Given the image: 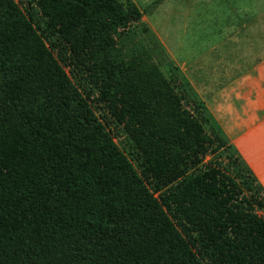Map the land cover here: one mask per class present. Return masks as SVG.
Returning <instances> with one entry per match:
<instances>
[{"label":"trees","instance_id":"obj_1","mask_svg":"<svg viewBox=\"0 0 264 264\" xmlns=\"http://www.w3.org/2000/svg\"><path fill=\"white\" fill-rule=\"evenodd\" d=\"M50 2L166 173L140 160L139 173L32 2L0 0V264H264V187L181 70L161 74L147 11L116 0L120 20L110 0ZM225 152L228 166L205 162Z\"/></svg>","mask_w":264,"mask_h":264},{"label":"rangeland","instance_id":"obj_2","mask_svg":"<svg viewBox=\"0 0 264 264\" xmlns=\"http://www.w3.org/2000/svg\"><path fill=\"white\" fill-rule=\"evenodd\" d=\"M30 1L43 18L52 23L56 32L68 45L70 53L76 56L78 63L84 69L87 83L101 99V112L113 130L116 143L136 167L140 160L156 176L163 177L166 169L136 123L118 103L105 76L89 55L71 20L58 12L50 0ZM132 1L141 11H147L143 23L152 30L164 48V58L155 59L163 77L167 82H171L175 72L172 65H176L206 107L211 99L213 86L216 87L218 82L220 86L227 83L226 80H218L230 66L229 45L234 46V43H238L239 47L244 48L249 41L248 27L255 29L254 41L258 42V28L261 24L259 14L264 11V0H167L158 9L150 11L148 9L156 0ZM110 2L118 19L121 20L122 7L116 0ZM122 25L126 26L123 22ZM184 106L192 111L187 104ZM205 129L209 135L212 134L208 126H205ZM217 155L228 166L229 159L226 152L221 156L220 153L207 155L205 162ZM140 169L138 167L139 173ZM231 173L234 175L235 171L232 170Z\"/></svg>","mask_w":264,"mask_h":264},{"label":"crops","instance_id":"obj_3","mask_svg":"<svg viewBox=\"0 0 264 264\" xmlns=\"http://www.w3.org/2000/svg\"><path fill=\"white\" fill-rule=\"evenodd\" d=\"M259 16L258 42L255 29L248 27L244 48L229 45L231 63L218 80L227 83L213 86L207 108L264 187V11Z\"/></svg>","mask_w":264,"mask_h":264}]
</instances>
